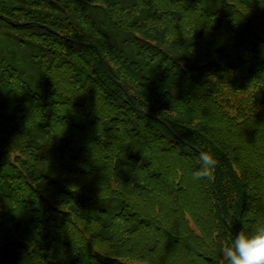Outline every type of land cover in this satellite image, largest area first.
Here are the masks:
<instances>
[{"label": "trees", "instance_id": "1", "mask_svg": "<svg viewBox=\"0 0 264 264\" xmlns=\"http://www.w3.org/2000/svg\"><path fill=\"white\" fill-rule=\"evenodd\" d=\"M0 84L1 264H220L264 224V0H0Z\"/></svg>", "mask_w": 264, "mask_h": 264}, {"label": "clouds", "instance_id": "2", "mask_svg": "<svg viewBox=\"0 0 264 264\" xmlns=\"http://www.w3.org/2000/svg\"><path fill=\"white\" fill-rule=\"evenodd\" d=\"M200 168L192 173L194 180H212L217 165L210 152L199 155ZM220 264H264V224L251 233L241 230L219 249Z\"/></svg>", "mask_w": 264, "mask_h": 264}, {"label": "rangeland", "instance_id": "3", "mask_svg": "<svg viewBox=\"0 0 264 264\" xmlns=\"http://www.w3.org/2000/svg\"><path fill=\"white\" fill-rule=\"evenodd\" d=\"M9 5V4H8ZM28 11V10H27ZM43 12H46L45 11V9H43L42 10ZM27 13V12H26ZM22 37H24V36H22ZM37 40V39H36ZM7 71L10 73L11 72V74H13V70H12V68H9V66H7ZM1 85V84H0ZM2 86V85H1ZM3 87V86H2ZM0 89H1V87H0ZM2 91V90H1ZM6 96H4V94L3 93H1L0 92V111L1 112H4L6 115L8 114V111H9V109H8V107H9V102L8 101H6ZM0 112V113H1ZM7 128V127H6ZM18 151L19 150H13V151H11V156H13V155H15V154H17L18 153ZM263 150H261V149H259L257 152H262ZM30 163V162H29ZM108 168V167H107ZM258 170H260V168H258ZM253 171H255V172H257V173H259L258 171H256V170H254V168H253ZM176 173H180V172H178V171H175V172H173V173H168L169 175H171V176H167L165 179H168V183H170L171 184V186H170V188L171 189H173V191H176V188L178 187L177 186V178H175L176 177ZM190 181V180H189ZM191 185H192V183H191ZM134 187L135 188H137V185H134ZM140 187H138V189H139ZM193 189H194V192L191 194V197L192 198H195V199H202V196H201V188L200 187H196V186H193ZM150 193L151 192H149L148 191V194H147V196H146V198H142L141 197V199H140V201L139 202H141L142 204H143V206L145 207L146 206V209H147V211H151V210H153V209H155L154 208V206L155 205H157V203H155L154 205H153V199L149 196L150 195ZM155 201V200H154ZM168 201V200H167ZM170 202H169V204H170V206H171V200H169ZM197 202L198 203H200L198 200H197ZM149 206V207H148ZM169 206V207H170ZM140 208H141V210L143 209V211L142 212H144L145 211V209L143 208V207H141V206H139ZM169 209H171V208H169ZM187 209V208H186ZM141 210H139V211H141ZM190 220H191V222L194 224L195 223V220L192 218V216L189 214V211H186V214H185ZM171 216H173V215H171ZM174 217V216H173ZM14 235H15V232H14ZM16 235L17 236H20V238H22V239H24V238H27V236H26V233H24L23 231H16ZM23 246H24V244H23ZM27 249V248H26ZM26 251V250H25ZM0 264H1V257H0Z\"/></svg>", "mask_w": 264, "mask_h": 264}, {"label": "water", "instance_id": "4", "mask_svg": "<svg viewBox=\"0 0 264 264\" xmlns=\"http://www.w3.org/2000/svg\"><path fill=\"white\" fill-rule=\"evenodd\" d=\"M84 44L96 48L95 44H93V43H84ZM97 50H98V49H97ZM98 54H99L100 61H101L102 65H103V68H104L105 71L107 72V69H106V66H105L104 60H103V58H102L101 53H100L99 50H98ZM119 85L121 86V84H119ZM225 222H226V221H225ZM226 223H227V222H226Z\"/></svg>", "mask_w": 264, "mask_h": 264}]
</instances>
